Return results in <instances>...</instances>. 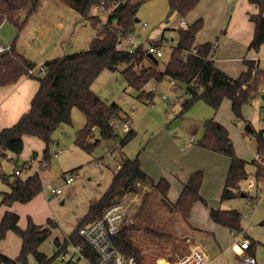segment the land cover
I'll return each mask as SVG.
<instances>
[{"label":"trees","instance_id":"trees-1","mask_svg":"<svg viewBox=\"0 0 264 264\" xmlns=\"http://www.w3.org/2000/svg\"><path fill=\"white\" fill-rule=\"evenodd\" d=\"M59 1L93 23L90 15L93 8L103 5L107 9L110 3L113 2L115 5L118 0ZM146 1L140 0L134 4L131 0L118 2L101 28L97 29L91 24L97 29V33L87 51L65 55L44 64V74L36 77L39 88L31 101L30 110L16 124L0 131V169L1 161L9 154L17 157L22 154L26 137L38 138L46 144L43 160L49 166L48 148L52 142V135L59 126L72 123L71 115L74 107H77L86 119V125L78 132L76 139V145L80 149L91 153L102 142L117 137L113 123L126 124L129 122V117L124 114L117 103L108 104L93 92L92 85L104 70L121 71L127 85L139 94L138 99H141L140 96L146 85L151 82L160 84L165 78H170L187 85L191 92L190 98L182 103L183 111L190 109L198 101H204L217 110L222 100L226 98L232 103V111L236 119L242 117V108L253 101L260 87L264 85V71L257 68L255 62L250 60L245 61L248 70L236 80L220 71L214 62L217 46L211 43L195 45L196 35L203 26L201 20L186 29L174 30L178 35L177 45L172 49L163 72L155 70L159 61L149 58L144 45L133 53L116 51L115 46L119 33L126 35L136 33V12ZM249 1L259 10L258 14L250 16L255 26L250 50L258 52L264 44V0ZM168 2L171 15L178 13L181 17H186L196 8L199 0H168ZM39 6L40 0H0V26L4 21H8L18 29V35L10 46V50L0 55V87L16 84L22 77L29 76L30 69L36 67L24 55L18 53L16 41L29 18L38 11ZM22 13H25L24 19L21 18ZM194 48H197L196 54L191 53ZM186 55L187 61L184 60ZM145 62H147L146 66ZM122 66L126 68L120 70ZM138 68L140 70H137ZM31 77L35 76L31 75ZM197 86H203L204 90L198 92ZM146 96L153 99L155 93L147 92ZM96 130L99 131L100 139L94 136ZM256 135L260 153L259 159L255 162L256 178L262 180L264 179V166L260 161L262 160L261 153H264V131ZM135 136L136 132L131 128L128 129L120 142L122 147ZM91 139H94V142H91ZM198 145L230 159V169L221 199L226 202L239 198L241 196L238 190L239 184L248 176L247 163L238 157L228 130L214 119L208 120L204 124L203 138ZM36 157L37 155H34L33 160ZM26 166L27 163L24 164L23 169ZM16 177L17 179L10 184V192L3 194L0 207L10 208L15 203H30L43 191L38 174H33L27 179ZM0 178L7 180L6 175L1 171ZM202 181L203 175L200 171L193 173L185 184L177 203L172 205L168 199L169 182L163 178L154 184L153 180L142 170L138 157L125 158L119 170L114 173L108 190L99 200L92 202L88 214L69 237L72 241H81L78 236L80 228L101 218L108 207L116 204L124 196L136 193L137 185L140 184L151 183L160 193L163 204L174 212L177 211L184 221H188L194 204L203 201L200 195ZM210 217L213 222L228 228L233 234H240L244 230L242 214L236 210L211 208ZM19 221L20 217L10 211H7L0 221V244L9 231L17 234L22 240L20 255L15 259L4 255L0 248V264H30V256L36 259V264H55L66 242L63 246L62 241L57 239L55 241L57 250L52 256L39 251V247L50 237L51 228L55 227L54 222L48 220L46 223L48 228H46L36 225L29 217L28 227L23 230L19 227ZM149 233L155 234L152 231ZM114 240L119 250L135 257L137 264H144L141 250L130 239L127 228H122Z\"/></svg>","mask_w":264,"mask_h":264},{"label":"rangeland","instance_id":"rangeland-1","mask_svg":"<svg viewBox=\"0 0 264 264\" xmlns=\"http://www.w3.org/2000/svg\"><path fill=\"white\" fill-rule=\"evenodd\" d=\"M120 1L123 2V0H118L116 4ZM131 1L134 4L140 0ZM113 9H115L113 2L107 9L103 5L93 8L90 14L93 18L91 24L97 29L101 28ZM136 18L140 20L137 23L136 32H139L145 47L148 45L147 40L149 39L147 38L160 39L162 34L164 42L171 38L174 40L171 45L164 44L165 55L158 59L159 65L155 70L163 72L170 59L171 47L177 44L178 35L174 29L180 27L183 20L178 15H171L168 0H147L137 9ZM144 23H147L149 27L141 30ZM92 25H85V29L94 35L96 29ZM17 33L18 29L11 22L4 21L0 26V45L12 46ZM80 36L82 37L81 33H78L73 45L79 49L78 52L87 51L89 45ZM144 64L146 66L147 62ZM125 68L122 66L120 70ZM40 75L37 68L33 75L35 77H28L38 82L36 77ZM170 80V78H165L157 84L155 96L150 104L147 101L151 98L146 95L147 91L152 88V84L146 85L140 96L141 99H138L139 94L127 85L121 71L104 70L92 85V90L108 104L117 103L124 114L129 117V123L117 122V137L102 142L93 152L87 153L76 145L78 132L85 127L86 119L82 112L74 107L71 115L72 123L59 126L52 135V142L48 148L50 154L48 169L38 168L43 191L32 205L15 203V206L10 207L12 209L1 206L0 221L8 210L20 217L19 227L23 230L28 227L29 217L36 225L46 228H48L47 221L52 220L55 227L51 228L50 237L39 247L41 253L52 256L57 250L55 241L57 239L63 241L66 236L76 231L88 214L92 202L99 200L108 190L114 173L119 170L123 159L138 157L140 161L152 163V158L157 156L162 165L160 162L157 164L172 173L175 163L179 162L183 156L180 150L191 138L197 141V147L204 149L198 145L203 138L204 124L211 119L218 122L216 117L219 115L231 127L228 131L233 137L232 139L230 136L235 151L236 153L238 151V157L246 161L248 174L247 179L239 184L238 190L241 196L226 201L224 205L229 207L228 210H236L242 214V225L246 237L254 244L253 249L247 255H255L258 263L264 264V226H259L264 221L262 213L264 211V205H262L264 183L257 180L255 168V162L260 154L256 134L264 131V100L261 92L264 85L260 87L255 99L242 108V117L236 119L228 100H224L218 112L204 101H198L190 109L183 111V100L175 99L173 102L164 98L166 94L171 97L176 96ZM177 121L180 124L172 128L171 126ZM130 128L136 132V136L122 147L120 142L126 129ZM94 136L100 139L98 130L95 131ZM25 139L24 150L19 157L8 156L1 161L0 171L6 175L7 180L0 178V204L3 194L10 192V184L17 179L14 175L16 170H22L20 178L26 179L34 169H23L24 164L33 160L34 155H37L34 161L35 168L43 162L46 144L34 137ZM91 142H94V139H91ZM261 156L263 161L261 160L260 163L264 165V153H261ZM97 163L100 166H97ZM74 171L77 172L76 175L71 174ZM198 171L202 173L203 181H205L206 169L205 172ZM70 176L74 177V182L68 185L65 178ZM47 184H50L52 188L61 189L62 193L56 196L50 194L45 187ZM137 188L136 193L124 196L117 203H122L127 209L123 229L129 230L130 239L141 250L144 264H158V261L164 258L176 260L187 254L193 245H200L204 249L212 261L211 264H247L231 249L233 243H240L239 238H242L243 234L233 239L229 229L219 226L214 228L215 225L197 234L188 227V221H184L177 211L174 212L163 204L162 197L157 190L144 184L137 185ZM207 197H212V194H207ZM202 199L204 202H198L209 210L213 208L209 204L210 200L203 197ZM251 200L254 202L258 200L256 203L258 206L254 205ZM149 231L155 234H150ZM21 247V238L9 231L3 240L1 249L4 255L15 259L20 255ZM29 262L36 264V259L30 256ZM159 263L165 264L163 260Z\"/></svg>","mask_w":264,"mask_h":264},{"label":"crops","instance_id":"crops-1","mask_svg":"<svg viewBox=\"0 0 264 264\" xmlns=\"http://www.w3.org/2000/svg\"><path fill=\"white\" fill-rule=\"evenodd\" d=\"M258 12V8L249 0H199L196 8L186 17H181L178 13L174 14L186 21L187 26L202 21L203 26L196 35L195 45L200 46L207 43L217 45V53L214 58L216 67L236 80L248 70L245 64L246 60L254 61L256 67L264 71V44L258 52L250 50L255 31L250 16L258 14ZM21 18H25V13L21 14ZM88 24L91 25L75 10L59 0H40L38 11L29 18L25 28L20 33L16 45L17 51L34 63L35 69L40 68L47 61L77 53L79 49L73 45V41L78 33H81L83 37L80 36L81 39L90 46L93 38L96 37L97 29L92 35V32L85 29V25ZM29 77L24 76L16 84L0 87V131L16 124L30 110L31 101L39 88V82ZM263 97L264 94L262 99ZM224 100H228L232 111L231 101L224 98L218 109L215 110L216 112L219 111ZM216 119L227 130L231 129L230 125L225 123L219 115ZM229 135L231 136L230 132ZM196 142L194 138H191L185 143L184 148L180 150L183 152L181 154L183 156L179 162L175 163L172 173L167 172L157 164L160 162L162 165L157 156L152 158V163L141 160V168L153 180L154 184L163 178L169 182L168 199L172 204L177 203L191 175L198 170L205 172L206 169V179L200 189L201 196L210 200L209 204L213 208L228 210L229 207L224 205L225 202L222 201L221 196L230 169V159L213 151L201 149L196 146ZM31 175L33 172L27 178ZM258 181L264 183V179ZM144 185L154 188L151 183ZM207 194H212V197H207ZM36 199L37 197L27 205H32ZM251 202L254 201L251 200ZM262 202L264 205V199ZM256 203L258 200L254 202V205L258 206ZM262 213L264 216V211ZM187 225L197 234L204 229L213 228L214 225V228L216 226L224 227L212 221L210 210L201 202L195 203L192 207ZM259 226L263 227L264 221ZM230 234L235 239L233 233ZM240 234H243L242 239H248L251 242L253 249L254 244L251 239L246 237L245 230ZM2 243L3 241L0 248ZM240 244L241 241L239 244L233 243L231 245L232 251L234 252L233 247L235 245L238 247ZM201 249L204 251L202 247ZM252 249L248 250L247 253ZM235 255L240 258L236 253ZM252 256L255 258V255ZM256 264H259L257 260Z\"/></svg>","mask_w":264,"mask_h":264},{"label":"built area","instance_id":"built-area-1","mask_svg":"<svg viewBox=\"0 0 264 264\" xmlns=\"http://www.w3.org/2000/svg\"><path fill=\"white\" fill-rule=\"evenodd\" d=\"M113 6L116 7L117 4ZM148 27L149 25L144 23L141 30H145ZM187 27V22L183 20L179 28L186 29ZM138 33L139 32H136L130 35L119 33L118 42L115 46L116 51L133 53L140 46L144 45V42L141 41V36ZM173 41L174 40L171 38L167 42H164V37L162 34V38L160 39L153 38L150 41L149 38V40H147L148 45L145 47V49L149 56H152L155 59H161L165 55L163 49L164 44L171 45ZM214 46L216 47L217 45L214 44ZM171 48L173 49L174 47ZM9 50L10 46L4 47L0 45V55L7 53ZM191 53L196 54L197 48H194ZM184 60L187 61V55L184 56ZM38 70L40 71V74H44L45 72L43 66L38 68ZM36 71L37 69L35 68L30 69L28 71L29 76H33ZM150 84H152V88L147 92L155 93L157 84L154 82H151ZM170 84L175 89L176 96L171 97L166 94L164 98L173 102L175 99L183 100L182 102H184L190 98L191 92L189 91V87L187 85L180 84L174 79L170 80ZM197 88L198 92H202L204 90L203 86H197ZM261 92L264 94V87L262 88ZM151 101L152 99H149L147 102L151 104ZM133 108H135V106H133ZM113 125L117 127V122H114ZM127 130L128 129H126V132ZM9 157L12 158L13 155L9 154ZM34 161L35 160H30L26 162L27 166L25 168L28 170L34 169L33 174L40 175L38 168H42L43 170L48 168V164L44 160L40 163V166H36L35 168ZM97 166H100V164L97 163ZM71 174L76 175L75 173ZM15 175L21 177L22 170H16ZM65 182L66 184L71 185L74 182V177L70 176L69 178H65ZM45 187L52 195L56 196L62 193L61 189L52 188L50 184H47ZM126 215L127 209L122 203H116L108 207L103 212L101 218L79 229L78 236L81 241H72L69 236L65 237V239L62 241V245L64 246V243L66 242V246L61 249L55 264H137L135 257L123 253L115 245L114 238L123 228ZM233 236L235 239L239 238V234H233ZM239 241H241V244L238 245V247L236 245L233 247L234 252L242 257L244 262L247 264H256V259L253 256L247 255V251L251 249V242L248 239L242 238H239ZM161 260H163L165 264L212 263L207 254L198 245H193L187 254L179 257L176 260L164 258L160 259L158 264H160L159 262Z\"/></svg>","mask_w":264,"mask_h":264},{"label":"water","instance_id":"water-1","mask_svg":"<svg viewBox=\"0 0 264 264\" xmlns=\"http://www.w3.org/2000/svg\"><path fill=\"white\" fill-rule=\"evenodd\" d=\"M139 22H140V20H139V19H136V23H139ZM149 58H150L151 60L156 61V59H155L154 57H152V56H149ZM263 99H264V97H263ZM178 123H179V122L174 123L171 127H172V128H175V126L178 125Z\"/></svg>","mask_w":264,"mask_h":264}]
</instances>
